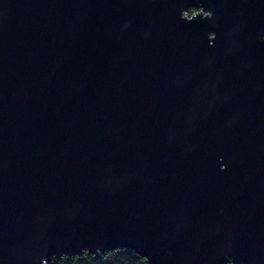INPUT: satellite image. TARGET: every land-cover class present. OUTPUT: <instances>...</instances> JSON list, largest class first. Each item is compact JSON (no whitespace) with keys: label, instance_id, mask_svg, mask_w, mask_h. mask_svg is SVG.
I'll return each mask as SVG.
<instances>
[{"label":"water","instance_id":"water-1","mask_svg":"<svg viewBox=\"0 0 264 264\" xmlns=\"http://www.w3.org/2000/svg\"><path fill=\"white\" fill-rule=\"evenodd\" d=\"M118 248L264 264V0H0V264Z\"/></svg>","mask_w":264,"mask_h":264},{"label":"trees","instance_id":"trees-1","mask_svg":"<svg viewBox=\"0 0 264 264\" xmlns=\"http://www.w3.org/2000/svg\"><path fill=\"white\" fill-rule=\"evenodd\" d=\"M202 9L191 8L188 15L192 16ZM47 264H151L147 258L140 256L134 250L118 248L108 250L97 258L94 254L84 251L81 255L64 254L53 257Z\"/></svg>","mask_w":264,"mask_h":264}]
</instances>
